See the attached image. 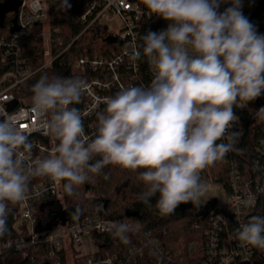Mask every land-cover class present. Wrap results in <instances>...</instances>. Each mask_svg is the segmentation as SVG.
I'll use <instances>...</instances> for the list:
<instances>
[{
    "label": "clouds",
    "instance_id": "clouds-1",
    "mask_svg": "<svg viewBox=\"0 0 264 264\" xmlns=\"http://www.w3.org/2000/svg\"><path fill=\"white\" fill-rule=\"evenodd\" d=\"M55 3L58 11L71 8L68 0ZM143 3L169 22L166 30L140 36L128 57L132 62L146 58L153 78L147 86H121L104 97L91 137L81 111L71 107L87 90L80 77L44 73L31 85L29 109L40 118L36 130L58 143L30 165L31 133L21 130L14 114L0 112V237L9 230L12 207L28 198L33 176L63 181L72 196L90 182V174L99 175L108 165L144 169L139 179L146 190L140 199L151 204L158 194L155 207L166 216L204 197L202 170L240 151L236 144L242 132L232 131L239 122L234 107L243 109L264 95V34L243 14V0ZM223 4L230 6L221 11ZM253 115L264 121V106ZM79 212L77 207L73 218ZM111 229L121 242H130L129 224L115 222ZM234 236L241 246L264 250V216L239 221Z\"/></svg>",
    "mask_w": 264,
    "mask_h": 264
},
{
    "label": "trees",
    "instance_id": "trees-1",
    "mask_svg": "<svg viewBox=\"0 0 264 264\" xmlns=\"http://www.w3.org/2000/svg\"><path fill=\"white\" fill-rule=\"evenodd\" d=\"M22 1L0 0V37L7 41L0 44V81L5 73L20 68L22 62L25 63L23 67H28L34 72L14 87L17 104H23L28 99L31 95V85L40 75L49 72L48 75L83 78L76 68V61L81 55L108 53L120 46L106 26L96 23L86 28V24L76 19L81 8L71 4L67 11L50 10L46 20L34 25L30 35L21 40L17 49L11 46L8 40L19 27L18 12ZM136 1L144 5L143 0ZM242 12L257 26L258 32L264 34V0H243ZM168 23L162 18L154 19L152 25L145 29L144 35L149 31L156 32L165 28ZM46 27L52 31L51 65H46L49 58L45 56L46 45L42 36ZM152 78L147 59L141 58L140 80L135 86H147ZM3 86H0V90ZM242 119L241 128L233 130L242 132V135L237 137L236 144L240 151L229 152L224 160L217 161L203 170L206 180L228 191L231 187V163L238 167L245 180L264 178V157L256 150L264 138V127H251L247 116H242ZM220 142L226 141H218ZM142 171L144 169L132 171L108 165L99 175L90 174V182L78 186L74 195L69 196L64 191L60 219L70 223L86 216L99 215L114 223L129 224L131 231L127 235L130 242L127 244L114 237L112 229L106 233H94L92 236L101 253L110 252L122 256L134 246L141 247L143 254L133 264H204L207 257L208 232L213 225L211 217L218 211L216 202L209 199L203 205H197L196 202L180 204L174 213L162 216L155 207L158 194L151 199V204H145L140 199V194L146 190L145 184L139 179V173ZM99 205H103V208H99ZM77 207L80 212L73 218ZM253 215L264 216V194L258 198L255 207L249 208L246 221ZM58 219L57 222L60 221ZM16 221V209L12 207L7 219L9 230L0 237V241L18 235L14 227ZM194 242L196 245L191 247ZM166 251L169 253L166 254ZM49 252V244L42 241L36 243L28 252H3L0 255V264H12L13 260L19 258L22 259V264H55L57 260L65 262L64 255L55 258L51 257ZM263 254L264 250L255 248L250 262L237 260L232 264H264L261 259Z\"/></svg>",
    "mask_w": 264,
    "mask_h": 264
},
{
    "label": "built area",
    "instance_id": "built-area-1",
    "mask_svg": "<svg viewBox=\"0 0 264 264\" xmlns=\"http://www.w3.org/2000/svg\"><path fill=\"white\" fill-rule=\"evenodd\" d=\"M68 3L81 8L76 19L86 24V28L96 23L104 25L120 44L108 53H86L76 61V68L87 82V90L81 102L71 107L81 111L85 134L91 137L97 124L95 113L105 108L103 98L114 95L121 86H135L140 80L141 59L132 62L128 58L129 54L140 43L139 38L144 35L145 29L152 25L154 19L161 18L152 15L145 5L136 0H68ZM228 6L229 4H223L220 10L223 11ZM19 9V27L8 40V43L17 49L21 40L30 35L34 25L44 22L49 11L57 10V7L55 0H23ZM113 25L116 29L110 30L109 27ZM167 27L168 25L156 32L166 30ZM42 36L46 45L45 56L49 58L46 65H51V29L46 27ZM5 42L7 43L6 39L0 37V44ZM24 64L22 62L20 68L5 73L1 78L0 86H4L0 90V112L5 110L14 114L21 130L31 133L29 139L33 140L34 147L26 157L27 164L30 165L49 155L53 144L58 142L36 130L40 127V118L31 113L27 101L23 104L16 102L14 87L34 73L30 68L23 67ZM149 69L153 76L150 63ZM10 81L13 82L8 84ZM262 106L264 95L249 102L243 109L234 107L239 122L234 125L232 131L241 128L242 116L248 117L251 127H264L263 121L255 120L253 115L254 111ZM256 150L264 157V138ZM229 176L230 190L221 188L223 202L218 205L216 200L218 211L211 217L213 225L208 232L207 257L204 264H232L237 260L250 262L253 259L255 247L241 246L234 236V229L238 227L239 221L246 222L249 208L255 207L258 198L264 194V178L245 180L234 163H231ZM201 179L206 180L203 170ZM63 184V181L57 183L48 177L33 176L30 179L28 198L13 207L16 209L17 221L14 227L18 235L0 241V255L11 250L28 252L36 243L44 241L50 246L51 257L65 256V262L57 260L55 264H133L142 256L143 249L137 246L130 248L122 256L110 252L101 253L92 235L109 232L114 222L99 215L86 216L70 223L61 220L60 216H51L49 206L52 203H61V210L63 209ZM249 201L252 206H249ZM57 218L59 222L56 221ZM66 242H69L73 250L72 260L67 257ZM195 245L194 242L190 246ZM168 253L169 251H166V254ZM261 259L264 262V254Z\"/></svg>",
    "mask_w": 264,
    "mask_h": 264
},
{
    "label": "rangeland",
    "instance_id": "rangeland-1",
    "mask_svg": "<svg viewBox=\"0 0 264 264\" xmlns=\"http://www.w3.org/2000/svg\"><path fill=\"white\" fill-rule=\"evenodd\" d=\"M110 30L116 29V26L113 25V27H109ZM49 74V72H46ZM28 102V99L26 100ZM203 183L206 184L207 187V192L204 197H202L200 200L196 201L197 205H203L205 204L209 199H216L218 202V205H220L223 200L221 197L222 189L219 185L210 182L208 180H202ZM43 214V213H42ZM49 214L53 217H58L61 214V203H52V205L49 206ZM66 252H67V257L68 259L72 260L73 259V250L69 246V242H66ZM15 259V258H14ZM12 264H22V259L19 258L17 260H13Z\"/></svg>",
    "mask_w": 264,
    "mask_h": 264
},
{
    "label": "water",
    "instance_id": "water-1",
    "mask_svg": "<svg viewBox=\"0 0 264 264\" xmlns=\"http://www.w3.org/2000/svg\"><path fill=\"white\" fill-rule=\"evenodd\" d=\"M214 201L216 202V199H214Z\"/></svg>",
    "mask_w": 264,
    "mask_h": 264
}]
</instances>
